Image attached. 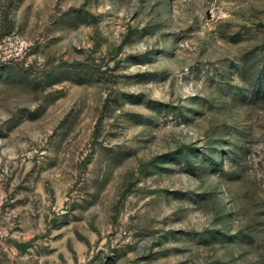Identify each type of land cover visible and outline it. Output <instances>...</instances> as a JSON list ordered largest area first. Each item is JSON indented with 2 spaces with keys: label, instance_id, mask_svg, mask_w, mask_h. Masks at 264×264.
Returning <instances> with one entry per match:
<instances>
[{
  "label": "rangeland",
  "instance_id": "obj_1",
  "mask_svg": "<svg viewBox=\"0 0 264 264\" xmlns=\"http://www.w3.org/2000/svg\"><path fill=\"white\" fill-rule=\"evenodd\" d=\"M0 264H264V0H0Z\"/></svg>",
  "mask_w": 264,
  "mask_h": 264
}]
</instances>
